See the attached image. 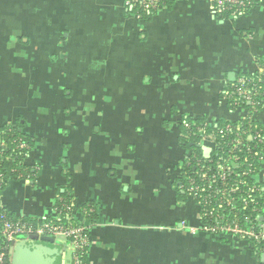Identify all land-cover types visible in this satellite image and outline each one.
<instances>
[{"label":"crops","instance_id":"1","mask_svg":"<svg viewBox=\"0 0 264 264\" xmlns=\"http://www.w3.org/2000/svg\"><path fill=\"white\" fill-rule=\"evenodd\" d=\"M261 57L264 0L232 18L210 0H167L139 18L125 0H0V125L21 123L32 172L0 190L3 208L56 219L71 198L88 264H264L248 241L203 229L177 187L182 119L247 116L226 88ZM250 116L264 140V102ZM255 177L264 189V153Z\"/></svg>","mask_w":264,"mask_h":264},{"label":"trees","instance_id":"2","mask_svg":"<svg viewBox=\"0 0 264 264\" xmlns=\"http://www.w3.org/2000/svg\"><path fill=\"white\" fill-rule=\"evenodd\" d=\"M250 1L252 5H255L257 2V0ZM165 3H167V0H162V5ZM249 11V8H246L244 10V14H247ZM221 16L222 18H227L228 13L224 12ZM257 63L258 67H260L255 71V73H240L234 82L229 84L226 88V97L229 101L230 107H243L247 109V116L236 122L222 121L217 123H209L208 120L204 118L196 120L191 117H184L182 119L183 124L184 122L189 123V128H184L182 124L184 134L182 135L181 142L190 155L182 164L181 174L177 180V187H182L181 190H183L186 195L191 194L187 190L189 186L188 181L192 179L196 185H201L202 181L200 180V169L203 167L204 169H207L208 172L212 173L215 170L217 162H227V149L230 146V140L235 137L237 132H246L243 136V144L235 150V157H237L236 160L238 162V166L233 168V170L236 175L232 173L229 174L226 181H228L229 184H234L235 180H239L240 178L243 179L244 184L238 186V193L235 195L247 198L248 200L254 198L264 213V189L262 184L258 182L255 177L258 172V164L260 161L259 157L264 153V140H258L260 136L263 135V132L259 125L256 124L250 116L251 112L254 113L255 111H258L264 102V58H259ZM238 77H244L246 79L244 86L252 91H255L252 95L254 101L253 103L248 102V100L240 97L235 92V85ZM21 126L20 122L5 123L0 125V140L4 144L3 146H0V173L3 176L0 190L5 187L9 180L29 177L32 173L28 166L24 163V159L27 156L31 143L28 136L22 133L23 131ZM200 132L204 134L211 133L215 136L216 145L209 150L207 155L204 154L200 145L202 138V134ZM19 142L26 144V147H19ZM250 153L251 156H249ZM248 167L250 169L249 176L240 177L241 170L244 168L248 169ZM213 184L214 186L218 185L216 181H214ZM252 185H257L259 190L250 189V186ZM205 196H210L212 199V203L205 207L207 212L212 211L214 213H221L223 211L221 210L222 206L217 203L216 194L211 192L209 193V191L199 188L193 195L197 202H201ZM70 201L71 198L66 197L65 202L69 206L66 210L60 205L58 206L59 209L63 210L61 220L59 222L71 223L69 218ZM85 207V214L89 213L88 216L91 217L94 212L91 213V210H88V206ZM235 209L239 211L241 217H243V213H246L247 215L252 214L251 208H249L250 210H241V202L236 204ZM0 213L6 215V217L10 219H16L18 217L4 208L0 209ZM225 213H228V211L225 210ZM232 217V214L228 216L229 219ZM241 217V221H244ZM21 219L34 224L41 222H57L56 219H30L26 217H21ZM201 219L202 222H210L211 220H214L212 216H203ZM19 237L23 236H18L17 238ZM254 251L256 252L255 248ZM82 264H88L86 247L84 248L82 255Z\"/></svg>","mask_w":264,"mask_h":264},{"label":"built area","instance_id":"3","mask_svg":"<svg viewBox=\"0 0 264 264\" xmlns=\"http://www.w3.org/2000/svg\"><path fill=\"white\" fill-rule=\"evenodd\" d=\"M214 5V9L217 13L222 15L224 12L228 13L227 18L239 17L244 14V10L253 8L254 5L251 4L250 0H210ZM126 6L133 10L136 17H143L151 15L158 11L163 5L162 0H125ZM260 67V66H259ZM258 67V68H259ZM246 79L244 77H238L237 83L235 85V92L242 98L248 100V102L253 101V93L251 89L244 86ZM184 127L189 128V123L184 122ZM202 134V141H209L212 143L211 148L216 145L215 136L213 134ZM246 132H237L235 137L230 140V146L227 149V162H217L214 172L210 173L207 169L203 167L200 169V184H195V182L190 179L189 186L187 190L191 195L199 188L209 191V193L216 194L217 203L222 206L221 213L207 212L205 207L212 203L210 196H205L201 202L198 201L201 207V218L203 216H212L214 220L210 222H202L203 229L216 233V234H226L230 236L237 237L242 240H246L253 244L255 250L258 254L264 252V213L260 206H258L257 201L252 198L248 200L247 198H242L236 196L238 193V186L244 184L243 179L235 180L234 184H229L227 176L229 174H235L233 168L238 166L237 157H235V150L240 147L243 142V136ZM263 136L258 139L262 141ZM4 144L0 140V146ZM19 147L24 148L26 144L19 142ZM210 148V149H211ZM209 149V150H210ZM190 153H188V156ZM263 155V154H262ZM259 157V159L262 157ZM187 156V157H188ZM251 156V153L249 154ZM186 157V158H187ZM210 173V174H209ZM250 174V169L248 167L241 170L240 177H247ZM3 176L0 173V185L2 184ZM218 183L214 186L213 182ZM250 189L259 190L256 185L250 186ZM241 202V210H250L252 214L247 215L243 213V217L240 216L239 211L235 209L236 204ZM60 206L62 208L68 209L69 206L65 201H62ZM3 205L0 202V209ZM225 210L228 213H225ZM56 221L57 222H41V223H31L23 221L20 216L16 219L7 218L6 215L0 213V264L9 263V250L12 242L18 237H28L30 235L36 236H50L56 240L57 237L66 240L67 244L72 248V264H82V255L84 248L88 244L87 229L88 224L84 221L76 223H62L61 215L63 213L62 209L56 207ZM232 214L231 219L228 216ZM243 218L244 221H241Z\"/></svg>","mask_w":264,"mask_h":264},{"label":"water","instance_id":"4","mask_svg":"<svg viewBox=\"0 0 264 264\" xmlns=\"http://www.w3.org/2000/svg\"><path fill=\"white\" fill-rule=\"evenodd\" d=\"M208 150L204 152L207 155ZM63 247L53 237L30 235L12 242L9 264H61ZM264 262V252L260 254Z\"/></svg>","mask_w":264,"mask_h":264},{"label":"rangeland","instance_id":"5","mask_svg":"<svg viewBox=\"0 0 264 264\" xmlns=\"http://www.w3.org/2000/svg\"><path fill=\"white\" fill-rule=\"evenodd\" d=\"M19 238H23V237H19ZM57 242H58V243H61V242H62L61 238L57 237V238H56V243H57ZM69 252H70V255H69ZM66 256H67L68 264H70L71 250L68 249V252H67Z\"/></svg>","mask_w":264,"mask_h":264}]
</instances>
